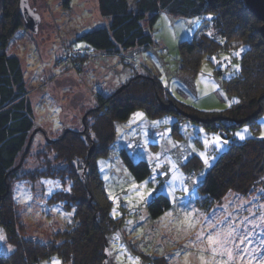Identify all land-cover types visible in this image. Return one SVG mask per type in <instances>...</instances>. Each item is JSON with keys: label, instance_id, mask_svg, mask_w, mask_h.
Returning a JSON list of instances; mask_svg holds the SVG:
<instances>
[{"label": "rangeland", "instance_id": "374dc122", "mask_svg": "<svg viewBox=\"0 0 264 264\" xmlns=\"http://www.w3.org/2000/svg\"><path fill=\"white\" fill-rule=\"evenodd\" d=\"M12 1L13 5L4 9L0 0V26L7 22L5 13L19 2ZM127 1L134 4V0ZM28 2L40 15L38 31L21 27L6 48H0V53L20 59L27 96L35 112L36 140H32L33 150L30 153L29 148L25 158L26 169L21 167L24 172L51 160L46 157L52 155L45 146L46 139L61 137L67 128L93 138L90 126L94 119L87 112L97 105L96 93L113 94L136 74L157 77L170 98L192 111L220 112L235 101L227 97L221 83L240 71V55L246 48L234 43L224 45L221 37L212 34L210 13L185 17L160 9L152 27L147 17L141 20L153 39L148 48L135 46L107 53L92 50L78 39L82 33L109 23V18L99 13L97 0ZM202 34L213 36L221 46H217L216 53L204 51L196 74L191 75L179 69V46L183 41L198 40ZM75 50L87 53L77 69L62 58L67 51ZM180 116L183 117L164 113L149 119L137 109L116 124L117 139L107 154L94 156L103 194L110 203L109 214L117 221L107 234V264H155L153 260L159 257L165 264H264L263 185L258 183L245 194L229 191L216 201L203 200L198 191L205 174L230 142L264 139V108L257 119V129L244 123L232 130L229 138L208 131L203 123L193 122L184 114ZM121 148L131 158L148 163L145 179L137 181L132 177L120 159ZM52 160L55 164H50L51 170L64 180L42 176L33 185L26 180L10 183L11 197L27 236L39 243H47L52 232L65 228L76 208L50 202L54 193L70 192L68 177L74 173L68 162H58L54 156ZM91 162V157L86 158L77 162V167L85 165L88 173ZM56 165L60 168H54ZM47 166L48 162L44 168ZM84 168L75 169L78 175H84L83 180ZM156 193L167 196L170 207L155 219L149 216L146 205ZM87 194L90 201H101L97 190L91 194L89 188ZM0 236L4 237L0 240V254L7 255L13 246L1 227ZM53 260L69 264L57 255L39 264H53Z\"/></svg>", "mask_w": 264, "mask_h": 264}, {"label": "trees", "instance_id": "16d2710c", "mask_svg": "<svg viewBox=\"0 0 264 264\" xmlns=\"http://www.w3.org/2000/svg\"><path fill=\"white\" fill-rule=\"evenodd\" d=\"M97 2L99 13L109 18L108 25L84 32L78 39L85 41L92 50L107 53L135 46L148 48L153 43V39L142 26L141 20L147 17L148 24L152 27L160 9L185 17L198 16L203 12L210 13L212 34L221 37L224 45L234 43L246 48L240 55V71L221 83L227 97L235 98V101L220 112L192 111L170 98L157 77L136 74L113 94L103 96L101 93H96L97 105L87 112V115H91L94 119L90 126V131L94 133L93 138L86 132L67 128L68 130L63 132L61 137L52 139L45 145L52 152V155L46 156L51 160H45L34 170L24 172L25 158L29 155L30 146L26 152L25 147L34 129L35 112L27 96L20 59L2 51L0 53V227L5 232L7 242L13 248L7 255L0 254V264H39L53 255H57L63 263L102 264L107 234L116 227L117 221L109 214L110 203L103 194L94 156L107 154L113 140L117 139L116 124L125 121L135 110H143L149 119L164 113L183 117L180 116L182 113L180 114L179 110H181L207 119L208 121L202 125L208 131H217L226 138H229L232 130L244 123H250L257 129V119L264 108V40L258 30L260 22L246 9L243 0H134L133 5L127 0H97ZM2 3L4 9H9V5H13L12 0H2ZM5 15L7 22L0 26L1 50L6 48L14 32L24 27L18 11V1L15 8ZM217 46L221 45L213 39V36L203 34L193 42H181L179 69L191 75L196 74L202 53L204 51L216 53ZM81 52L82 56L75 55L74 62H70L68 66L79 68V64L84 62L82 57L87 54L86 51L81 50ZM63 56L66 57V53ZM215 71L220 74L219 70ZM162 100L168 101V109L159 107V101ZM251 115L249 120L241 124L235 122ZM216 124L220 125V128L215 127ZM172 128L176 130L175 125ZM42 137L45 139V135L42 134ZM32 140H36L34 135ZM92 143L94 150L89 156L92 162L87 173L85 165L75 168L71 162H83L89 158L86 154ZM32 150L31 146L30 153ZM119 155L123 165L135 180L142 181L147 177L149 166L146 161L133 160L125 148L120 149ZM20 156H23V160L19 168H16ZM53 156L58 162H68V168L70 171L74 170V173L68 177L71 183L70 192H56L51 196L50 202H64L67 209L71 206L76 208L72 221L65 228L52 232L47 243H39L27 236L25 225L21 222L11 197L10 183L13 180H26L33 185L42 176H53L64 180L65 177H60L54 173L55 170H51L50 164H55L52 160ZM46 162L48 166L44 168ZM54 168L60 166L56 165ZM78 168L82 171L83 168L85 169L84 180L81 174L75 172ZM258 183L264 187V139L253 137L243 142H230L229 147L205 174L198 185V191L203 200L216 201L229 191L245 194ZM89 188L91 194L96 190L100 192L101 201L97 199L89 201L87 194ZM169 207V200L162 193H156L146 205L149 216L155 219ZM153 261L155 264H165L164 259L160 257Z\"/></svg>", "mask_w": 264, "mask_h": 264}, {"label": "water", "instance_id": "95a60500", "mask_svg": "<svg viewBox=\"0 0 264 264\" xmlns=\"http://www.w3.org/2000/svg\"><path fill=\"white\" fill-rule=\"evenodd\" d=\"M246 9L260 22L259 25V33L261 35V38L264 40V0H243ZM18 11L23 19V23L24 26L29 29L31 32L36 33L38 31V25L40 23V15L34 10V8H31L29 5L28 0H19L18 2ZM121 89V87L118 89V91ZM159 107L161 109H168L169 104H165L162 101H159ZM179 110V109H178ZM180 113L184 114L188 119L190 120H194L197 122H201V123H205L208 120L207 119H202L198 116H194L188 113H185L181 110H179ZM254 115V114H253ZM251 116H248L246 118L243 119H239L236 120V123H242L244 121H247L250 119ZM85 119V115L82 118V122H84ZM213 120H217V119H213ZM68 129H65V131H67ZM35 130L32 131V133L29 136L28 142L26 144L25 147V152L28 150L29 146H30V142L32 140L33 135L35 134ZM47 142H49V139H46ZM94 150V144L92 143V145L90 146V148L88 149L87 155H90V153H92V151ZM23 160V156H21L19 163L17 164L16 168L21 164ZM73 166L77 167L78 164L75 161H72ZM81 164V163H80ZM84 175H82L83 178ZM91 200V198H90ZM89 200V201H90ZM108 247L107 245L104 246V251H103V260H102V264H107V260H108Z\"/></svg>", "mask_w": 264, "mask_h": 264}, {"label": "built area", "instance_id": "2783aa9c", "mask_svg": "<svg viewBox=\"0 0 264 264\" xmlns=\"http://www.w3.org/2000/svg\"><path fill=\"white\" fill-rule=\"evenodd\" d=\"M82 54V52H81V50H75V51H67L66 52V57H62V58H65V61H67V60H69L70 62H74L73 61V57L75 56V55H78V56H82L81 55ZM72 57V58H71ZM65 61H63L64 63H65Z\"/></svg>", "mask_w": 264, "mask_h": 264}, {"label": "snow or ice", "instance_id": "6c2138e0", "mask_svg": "<svg viewBox=\"0 0 264 264\" xmlns=\"http://www.w3.org/2000/svg\"><path fill=\"white\" fill-rule=\"evenodd\" d=\"M79 47V46H78ZM241 51H243V49H241ZM238 54V53H237ZM137 115H140V114H137ZM245 131H247V129H245ZM237 135H241V134H237ZM262 135H264V132H262ZM244 137L241 135V139H243ZM225 143H227V142H225ZM206 163H207V161H206ZM2 239H4V237L3 236H0V240H2ZM211 239V238H210ZM53 264H59V261H56V260H53Z\"/></svg>", "mask_w": 264, "mask_h": 264}, {"label": "crops", "instance_id": "0c3cea01", "mask_svg": "<svg viewBox=\"0 0 264 264\" xmlns=\"http://www.w3.org/2000/svg\"><path fill=\"white\" fill-rule=\"evenodd\" d=\"M133 159V158H132ZM133 160H136V159H133Z\"/></svg>", "mask_w": 264, "mask_h": 264}]
</instances>
